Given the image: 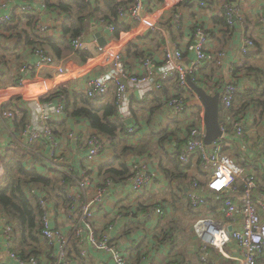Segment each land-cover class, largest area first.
<instances>
[{"label":"built area","instance_id":"obj_1","mask_svg":"<svg viewBox=\"0 0 264 264\" xmlns=\"http://www.w3.org/2000/svg\"><path fill=\"white\" fill-rule=\"evenodd\" d=\"M183 0H165L163 4L149 8L144 0H133L127 8L118 9V19L134 22L133 29L124 33L119 40L100 49L97 57L89 59L76 72H69L64 64H58L54 57L47 55L42 49L35 50L37 61L33 69L29 65L22 68V72H30L34 76V84L28 86L21 83L18 86L0 89V125L5 120L11 121L15 116L10 106L19 104V99H25L30 112V120L19 134L13 136V147L22 146L30 155L39 156L35 150L36 145H43L49 152V166L59 175H66L62 179L69 199V222L71 232L66 234L61 229L52 225L53 217L50 204L46 198L40 196L42 211V237L48 246L53 249L51 258L53 264H74L70 255L76 243L79 255L88 259L89 249L105 255L106 261L100 264H134L122 252L118 243L111 237L114 225H108L101 238L96 235L95 216L97 210L105 205L112 189L116 186L113 179L96 182L91 174L90 167L79 166L66 168V161L58 156L61 138L53 127L52 120L65 114V106L61 104L43 103L41 98L49 94L58 86L68 84V81L82 77L81 73H91L102 67H109V72L104 77L91 78L87 81L86 95L90 99L108 95L112 86L116 89V102L119 113L123 119H132L133 114L129 101L130 91H136L140 99L155 93H162L166 86L170 88V98L166 102V109L174 119H185L188 130L187 142L182 147L178 160L185 166L200 168V174L205 178L206 189L220 198V203L202 194V185L199 177L190 182L187 197L194 214L198 216L194 223L193 231L200 240L198 259L200 264H264V192L262 187L264 169L260 173L250 171L247 167L239 165L224 149L229 147L230 137H236L244 145L249 137L248 132L255 130L264 137V116L257 117L255 121L239 120L232 117V108L236 94L240 91L237 83H214L212 95L220 94V110L222 115L220 137L211 146L205 144L207 135L204 121L205 109L198 94L189 86V79L197 83V73L208 66L220 67L226 59L225 52L215 53L209 49L210 36L203 26L197 24L189 44L182 48L167 42L164 48V61L159 64L156 60L148 58L141 64V73H130L123 59L124 48L136 38L147 31L154 30L157 24L173 11ZM243 1V0H241ZM11 0L0 1V34L8 25H15V14L9 11ZM176 2V3H175ZM175 3V4H174ZM173 5V6H172ZM173 7L170 9V7ZM204 7L203 4H201ZM221 8L226 18L229 29H234L239 21L243 20L240 5L235 0H222ZM33 9L25 6L20 11L29 13ZM173 13V12H172ZM173 23L181 27L182 14L174 12ZM259 24L264 29V15L259 19ZM99 26L115 34L114 25H108L101 19ZM164 38L168 40L167 33L160 29ZM83 33L72 41L76 51H90L94 43L86 39ZM256 47L255 41L244 37L239 50L241 58L251 53ZM237 64L230 66L229 72L236 73ZM6 68V62L0 60V75ZM50 69L56 74L49 80H44L42 72ZM81 70V73H79ZM50 86L47 81H53ZM173 85L176 88H173ZM208 85V84H206ZM48 87L47 91L41 89ZM39 92L34 95L35 92ZM207 91V90H206ZM197 112V114H196ZM10 131H11V126ZM254 127V128H252ZM251 128V129H250ZM130 136L137 132L136 127L130 126L127 130ZM71 143L78 145V151H84L85 161L92 163L102 156L108 149L107 141L96 133L85 137L76 132L67 135ZM201 157L199 163L197 156ZM44 160V157H42ZM261 162L264 164V147L260 151ZM36 161V160H35ZM36 165L38 162H35ZM131 176L125 182L130 191L138 193L150 183L148 166L142 161L130 165ZM156 215L162 216L160 208L155 210ZM231 228V230H230ZM0 244L4 245L10 257L18 264H40L32 257L22 260L12 252L14 247L13 226L6 219L0 222ZM210 249L215 251L212 254ZM170 260L167 264H188L183 259Z\"/></svg>","mask_w":264,"mask_h":264},{"label":"crops","instance_id":"obj_2","mask_svg":"<svg viewBox=\"0 0 264 264\" xmlns=\"http://www.w3.org/2000/svg\"><path fill=\"white\" fill-rule=\"evenodd\" d=\"M1 1V0H0ZM79 0H11L9 5V11L15 14V31L5 32L6 29L0 34V60L5 61L9 57H12L21 63V67L16 70L14 67L11 68L10 65L4 69L0 75V89L14 87L25 83L28 86L34 84V76L31 71L23 73L22 68L27 64L33 69V65L37 61L35 55V41L44 48V40L51 38H59L62 34V27L65 24L67 15L63 10L58 9L54 5L60 2L71 4L73 9V14H78V8L76 3ZM88 4V9L81 12L78 15H85L95 10V4L97 0H85ZM241 8L243 20L239 21L232 31L230 29L227 31V27L216 24L217 17H222L223 10L221 8L222 0H217L213 7L200 8L196 7L194 9L186 6V3L180 6L178 11L182 14L181 27H175V23H171L170 32L164 28L163 29L168 36V40L165 39V46L167 42L171 45H178L185 48L195 31L197 24H200L208 31L210 35V47L209 49L215 53L225 52L227 54L226 59L220 67L209 66L206 71L209 75L205 86H201L204 89L212 91V84L214 83H228L236 82L240 91L244 92L246 90H252L257 88V81H259L258 74L262 72L264 74V29L259 24V19L264 15V0H235ZM144 3L149 8H154L159 6L156 0H144ZM101 5V4H100ZM25 6L32 7V11L29 13H24L20 11ZM174 13L167 18H163L164 21H170L173 18ZM35 18L34 24H30L32 19ZM94 19V18H93ZM162 19V20H163ZM100 19L92 20L91 18L85 19L86 31L84 32L87 36L88 41L94 42L91 45L90 51H86L90 55L89 59L97 57L102 49L99 45L97 35H101V39L106 40L107 43H111L114 40H119L123 37L122 33L119 38L115 34L102 29L99 26ZM107 22V21H106ZM110 25L109 23H107ZM11 26V25H8ZM133 29V27H132ZM130 29V31L132 30ZM159 29V30H160ZM129 32V31H128ZM127 32V33H128ZM142 40L138 41L140 47L144 48L147 53L153 54L154 60L158 63H163L164 56L163 51L165 46L159 43L160 40L158 36L150 35L146 40V34ZM161 33V32H160ZM162 34V33H161ZM173 34V38H172ZM163 35V34H162ZM164 37V36H163ZM244 37H250L255 41L256 47L251 52V56L247 59L241 58L239 50L243 44ZM155 38V39H153ZM136 38L135 40H137ZM105 45V46H106ZM104 46V47H105ZM103 47V48H104ZM127 47V46H126ZM125 47V48H126ZM124 48V50H125ZM34 49V50H33ZM162 52V55H161ZM48 55V54H47ZM54 57L58 64H64L65 68L69 71H77L86 62H83L77 51L72 49L69 54L64 55L62 58L58 56L51 55ZM88 59V60H89ZM7 61V60H6ZM237 64V69L235 74L229 72V68L232 64ZM244 65V67H242ZM127 69L130 73H141L142 67L141 62L134 58L130 60ZM241 70L238 72V68ZM109 67H102L93 70L91 73L83 74L81 70L82 77L68 81V90L71 96L75 94H86L87 81L91 78L104 77L109 72ZM210 69L214 70L212 74ZM252 69V70H249ZM56 74L50 69H45L42 72V77L44 80H49L55 77ZM257 76V77H256ZM50 86L53 85V81H47ZM199 85V84H198ZM200 86V85H199ZM49 86L44 88V92L47 91ZM175 89V87H174ZM210 93V92H209ZM37 93L35 92L34 95ZM116 89L114 86L111 87L107 99L115 98ZM164 95L160 93H155L153 95L147 96L144 99H140L136 91H130V105L133 117L128 119V124L136 127L137 132L134 136H120L119 144L117 147H112L111 142L106 136H102L107 141L108 149L105 153L99 157L96 161L89 163L85 161L84 151L77 150L78 145L76 143H71L67 139V135L71 132H76L79 135L85 137L90 133H96L89 123L84 119L70 118L66 113L59 118H54L52 120V125L56 130V133L61 138L60 147L58 149V156L62 157L66 161V168H73L74 166L78 168L82 166L84 168L90 167L91 174L94 176L96 182H101L108 179L110 176L106 172L111 169L112 164L118 167V159L120 161H127L129 165L134 162L142 161L147 164L148 174L150 176L149 185L138 193L130 191L126 186L125 181L116 182V186L112 189L110 195L108 196L105 205L100 207L95 216V226L96 235L101 238L106 232L108 225H114L111 237L116 241L127 258L134 264H161L158 261V256L166 255L162 252V248L156 247L157 243L155 241L154 233L158 230L161 218L164 217V213L177 212L179 208H186L194 214L193 210L189 206V200L187 197V192L190 189V178L195 176L199 177L202 187V194L211 198L213 201L220 203V198L213 195L206 189L205 178L200 174V168L198 165L192 166L191 169L185 174H188V178L179 177V170H177L172 162L169 153L174 154V158L179 155L182 147L187 142V121L185 119H174L171 117L170 113L166 109V102L162 100ZM63 100L65 97L62 98ZM135 101V102H134ZM66 102V100H65ZM50 103V102H49ZM54 104H61L65 106V103L59 99L53 102ZM19 105L27 108L29 103L25 99H19ZM158 110H155L156 106H159ZM30 113V112H29ZM221 122L222 115L220 110ZM30 120V115H29ZM10 122L5 120L3 125H0V178L5 173V163L10 155V148H13V136L10 131ZM29 122V121H28ZM254 128V127H252ZM251 129V128H250ZM164 132H167L164 134ZM249 137L247 139L246 145H253V151L247 149L243 145L233 142L235 138L230 137L229 147L233 150L238 149L242 154L240 149L244 152L245 160L251 159V166L245 161L246 167L250 171L260 173L264 169V164L261 162L260 151L264 147V137L255 132V130H250L248 132ZM160 135L165 137V135L172 136V140L163 144L160 142ZM132 138L131 140H129ZM255 139L254 142L258 141V144H253L251 139ZM242 142V141H241ZM125 146H124V145ZM243 144V143H242ZM148 149L152 147L158 148L161 154H158L160 159L155 158V154L148 150L147 156L143 157L136 156L134 154L136 146H146ZM11 146V147H10ZM123 146V147H122ZM125 155L124 148L129 147L130 150L127 155L121 157V150ZM251 147V148H252ZM17 149V148H16ZM36 152L39 156L29 155L27 159V164L29 167H35L43 175L51 176L57 179L58 186H62L60 183L61 175L55 172L48 163V154L46 147L39 144L35 147ZM157 151V150H156ZM129 154V155H128ZM146 157H150L153 163L150 161L146 162ZM44 157V160L43 158ZM235 158L238 159L234 155ZM124 158V159H123ZM148 159V158H147ZM38 164L36 165V161ZM114 162V163H113ZM237 162L240 164V160ZM250 166V167H249ZM131 168V167H130ZM182 172V171H181ZM130 174V171H129ZM261 174V173H260ZM262 181L264 183V175L262 176ZM264 192V184L260 189ZM46 195V194H45ZM46 200L48 199L45 196ZM151 202H153L154 207L150 208ZM50 210L52 212V225L57 229H61L64 233L68 234L71 232V226L69 222V202L66 204L61 200L54 199L50 200ZM160 208L164 211L163 217L158 216L155 210ZM190 213V216H191ZM195 215V214H194ZM6 219L3 213L0 212V222ZM7 221V219H6ZM8 222V221H7ZM133 227H136L135 232ZM194 233V232H193ZM194 239H197V246L200 247V240L194 233ZM44 242V246H39L38 255L40 264H53L52 258L49 253V248ZM199 250H195L198 254ZM90 255L88 259H83V262L79 260V256L75 249L70 251L71 257L74 259V264H100V262L106 261L105 255L100 254L93 249H89ZM196 254V255H197ZM215 254V251H212ZM187 256V255H186ZM198 257V256H197ZM188 258V257H185ZM190 258V257H189ZM152 260V261H151ZM186 261V259H185ZM188 264H200L197 259L187 260ZM0 264H18L14 259L10 257L4 245L0 244ZM110 264V262L108 263ZM167 264V263H165Z\"/></svg>","mask_w":264,"mask_h":264},{"label":"trees","instance_id":"obj_3","mask_svg":"<svg viewBox=\"0 0 264 264\" xmlns=\"http://www.w3.org/2000/svg\"><path fill=\"white\" fill-rule=\"evenodd\" d=\"M156 1L160 4L165 2V0ZM216 1L217 0H183L176 6L174 12H178V9L180 8L179 6L183 5V3H186V6H189L192 9L196 7H200L202 9L213 7ZM132 3L133 0H97L94 5L96 9L81 16L78 14L88 9V4L85 0H79L76 3L78 14H73L74 7L71 4L60 2L54 6L63 10L64 13L66 12L67 15L65 24L62 27L61 36L55 39L51 38L44 40V48L34 41L33 43L36 44L35 50L40 48L49 56L54 55L60 58L69 54L73 49L72 41L80 37L86 31V18H91L92 20L96 18L97 20H106L110 25H114L116 30L115 36L119 38L122 33L130 31L135 23L128 22L127 20L121 22L118 19V9L123 6L127 8ZM201 4H203L204 7H202ZM216 19V24L227 27L224 13L222 17H217ZM30 21V24H34L35 18ZM172 22L173 20L168 22L161 20L154 30L149 31L146 34V40L148 39V36L155 35L158 36L160 40L159 43H162L165 46V39L159 29L164 28L170 32V28H172L170 25ZM5 29V32L12 33L16 30V28L12 25L6 26ZM228 30L229 28L227 31ZM230 31H232V29H230ZM143 38L144 37L141 36L138 37L137 40L131 42L125 48L123 59L127 66L133 58L134 60L138 59L141 64L148 58L154 59L153 54L147 53L144 48L140 47L138 41ZM77 52L83 62L88 61L90 55H88L86 51L78 50ZM250 56L251 53L246 55L245 59ZM208 67L200 69L197 73V83L200 86H205L207 83L205 79L209 77L206 72ZM242 67H244V65ZM239 70H241V67L238 68V72ZM209 71H211L212 74L214 73L213 69H210ZM258 78L259 81H257V88L246 90L244 92L239 91L236 94L234 105L231 110L232 117L239 120L255 121L257 117L264 116V74L260 72L258 74ZM68 86L69 85L67 84L56 87L50 91L49 94L41 98V102L49 103L61 99L65 103V113L68 117L86 120L96 134L106 136L108 138L112 147L118 146L119 137L121 135L124 137L129 136L127 130L131 125H129L128 121L123 119L122 115L119 113L116 98L113 97L112 99H107L106 96L108 95H105L94 100L90 99L86 94H75V96H71L67 88ZM174 87L176 88L175 85H173V88ZM208 92L213 93L211 90H208ZM160 94L164 95V98H162V100H165L164 103L167 102L170 98V88L166 86L165 90ZM63 97H65L64 100L62 99ZM159 107L160 105L156 106L155 110H158ZM10 108L13 110L15 116L10 122L11 132L19 134L29 121L30 113L25 105H18L15 107L10 106ZM189 129L190 128L187 127V132ZM166 133L167 132H164V134ZM160 137V142L163 146L166 141L169 142L168 139H170V141L172 140L171 135L170 137L169 135H165V137L160 135ZM133 149L135 150L134 154L139 157H143L149 150L147 145L142 147L136 146ZM129 150V147H125L123 152L126 153L129 152ZM9 151L10 155L7 161L4 162L5 173L0 178V212L6 217L8 223L13 226L14 247L12 252L18 255V257L22 260H27L32 257L39 260L37 257L39 246H44V242L48 245L42 237V211L40 207V196H47L48 202L54 199L61 200V202L63 201L66 206L67 201H70L68 199L65 186L62 185L56 187L58 185L56 178L43 175L37 168L28 166L27 159L30 154L25 148H22V146H18L17 149L11 147ZM224 152L231 154L232 157L235 155L241 163H245L246 161L244 159L246 158L245 155L241 154L238 149L233 150L231 147H227L224 149ZM169 156H171L173 166L179 170V177L188 178V174H185L191 169V165L184 167L182 163L179 162L178 156H176L177 158H174V154L171 153H169ZM200 159V155L197 156L196 160L198 163ZM236 159L235 161L238 160ZM112 166L113 167L106 172V174H109L110 176L108 179H113L115 182L120 183L127 180L131 176V168L127 161H120L118 159V167H115V164H112ZM194 178L195 176H192L190 178V182ZM62 179H66L68 181L70 180V178L68 179L66 175H63L61 176L60 183ZM47 247L49 248L50 255H52L53 249L49 246ZM73 249H75L78 254L79 260L83 262V258L79 255V250L75 242Z\"/></svg>","mask_w":264,"mask_h":264},{"label":"rangeland","instance_id":"obj_4","mask_svg":"<svg viewBox=\"0 0 264 264\" xmlns=\"http://www.w3.org/2000/svg\"><path fill=\"white\" fill-rule=\"evenodd\" d=\"M172 6L170 7V9L173 8ZM174 10L168 12L165 18H167V16H170L172 14V12H174ZM178 12H180V11H178ZM161 55H162V52H161ZM6 60H5V62H6L7 68L9 67V65H10L11 68L14 67L16 70H18L21 67V63L19 61H17L16 59L12 58V57H9ZM233 138H235V140L233 142L238 143L240 145H243L245 147V145L242 144V142L239 139H236V137H233ZM131 139L132 138H130L129 140H131ZM252 141H253V144H255V145H256V143L258 144V141L254 142L255 139H253V138L251 139V142ZM252 146L248 145V144L246 145V147H248L247 149L250 148L251 151H253V147H255V146H253V147ZM122 147H120L121 157L122 156L125 157L127 155V152L124 155L122 153ZM149 150H150V154H151V152L153 154H155V158L157 160L160 159L158 154H161L162 152L159 151L158 148L156 149V147L154 146V147H152ZM240 151L242 152V154H244V152H246V150L242 151L241 149H240ZM147 154H145V155L147 156ZM228 155L231 158L234 157V156L232 157L231 154H228ZM146 156H145L146 162L147 161H149V162L151 161L153 163L152 159L149 156L148 157H146ZM97 159H99V157ZM246 162H248V164L251 166V159L246 160ZM245 164H247V163H245ZM245 164L240 162L239 165L242 166V167H246ZM247 168H248V165H247ZM151 204L152 205H150V208L154 207L155 203L153 204V202H151ZM162 212L164 213L163 210H162ZM190 213L191 212H190V210L187 207V209L186 208H179L177 210V212L175 211V213H174V211H173V214L172 213H164V217L162 216L163 218H161L160 224L157 227L158 230H155V233H154L155 241L157 243L156 247L160 246L162 248V252L166 253V255H164V254L161 255V256L157 255L158 258H159L158 261H160L161 264H165V263H167L170 260H176L175 257H177V259H183V260L186 259V261L193 258L194 261H196V259H197V261L199 263V259L197 257L198 254L195 253L196 249L199 250V248L197 246V241L198 240L194 239L195 236H194V233H193L194 232L193 231V226H194V223L197 220L198 216L194 215L192 213H191V216H190ZM133 228H134V230L132 231V234L136 230V227H133ZM210 251L212 252L214 250L210 249ZM185 257H188V258H185Z\"/></svg>","mask_w":264,"mask_h":264},{"label":"water","instance_id":"obj_5","mask_svg":"<svg viewBox=\"0 0 264 264\" xmlns=\"http://www.w3.org/2000/svg\"><path fill=\"white\" fill-rule=\"evenodd\" d=\"M98 42L101 48L106 45V40L101 39V35H97ZM189 86L198 94L204 109L205 116L204 121L206 124L207 135L205 138V144L211 146L220 137H222L223 131L221 129L220 119V94H209L206 89L197 85L189 79ZM231 230V228H230Z\"/></svg>","mask_w":264,"mask_h":264},{"label":"bare ground","instance_id":"obj_6","mask_svg":"<svg viewBox=\"0 0 264 264\" xmlns=\"http://www.w3.org/2000/svg\"><path fill=\"white\" fill-rule=\"evenodd\" d=\"M41 90H43V91H44V88H43V89H41ZM36 93L38 94L39 92L37 91Z\"/></svg>","mask_w":264,"mask_h":264}]
</instances>
